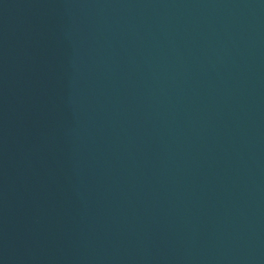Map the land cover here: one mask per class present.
<instances>
[{
  "label": "water",
  "instance_id": "water-1",
  "mask_svg": "<svg viewBox=\"0 0 264 264\" xmlns=\"http://www.w3.org/2000/svg\"><path fill=\"white\" fill-rule=\"evenodd\" d=\"M0 264H264V0H0Z\"/></svg>",
  "mask_w": 264,
  "mask_h": 264
}]
</instances>
